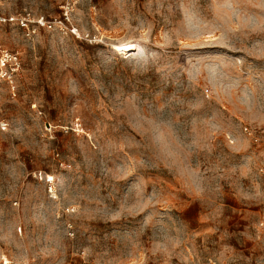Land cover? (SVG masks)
<instances>
[{"label":"rangeland","instance_id":"rangeland-1","mask_svg":"<svg viewBox=\"0 0 264 264\" xmlns=\"http://www.w3.org/2000/svg\"><path fill=\"white\" fill-rule=\"evenodd\" d=\"M0 15V264H264V0Z\"/></svg>","mask_w":264,"mask_h":264},{"label":"built area","instance_id":"built-area-1","mask_svg":"<svg viewBox=\"0 0 264 264\" xmlns=\"http://www.w3.org/2000/svg\"><path fill=\"white\" fill-rule=\"evenodd\" d=\"M6 22H11V23H16L19 24L21 27L27 28L28 27V21L26 18H16V17H4L0 15V23H6ZM38 25L52 28L54 23L52 22H47L43 16H41L37 20ZM61 23V22H60ZM0 63L2 64H15L17 63V57L12 55L10 52H8L5 48H3L2 44L0 43ZM246 131L251 134L248 129Z\"/></svg>","mask_w":264,"mask_h":264},{"label":"snow or ice","instance_id":"snow-or-ice-1","mask_svg":"<svg viewBox=\"0 0 264 264\" xmlns=\"http://www.w3.org/2000/svg\"><path fill=\"white\" fill-rule=\"evenodd\" d=\"M123 50H125V49H118V51H123ZM163 146V145H162Z\"/></svg>","mask_w":264,"mask_h":264}]
</instances>
